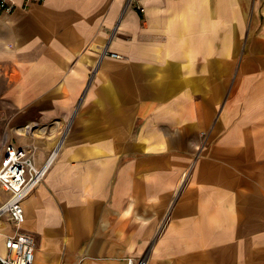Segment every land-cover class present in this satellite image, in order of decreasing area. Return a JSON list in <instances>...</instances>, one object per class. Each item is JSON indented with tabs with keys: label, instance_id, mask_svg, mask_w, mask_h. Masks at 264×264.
<instances>
[{
	"label": "crops",
	"instance_id": "crops-1",
	"mask_svg": "<svg viewBox=\"0 0 264 264\" xmlns=\"http://www.w3.org/2000/svg\"><path fill=\"white\" fill-rule=\"evenodd\" d=\"M9 1L0 164L63 135L23 200L34 264H264V0Z\"/></svg>",
	"mask_w": 264,
	"mask_h": 264
},
{
	"label": "built area",
	"instance_id": "built-area-1",
	"mask_svg": "<svg viewBox=\"0 0 264 264\" xmlns=\"http://www.w3.org/2000/svg\"><path fill=\"white\" fill-rule=\"evenodd\" d=\"M33 0H27L30 2ZM136 4V1L129 0ZM144 11V6H136ZM14 4L9 0H0V14L13 10ZM63 141V135L47 154L44 161H36L35 150L38 145H19L6 139L4 153L0 164V186L8 193L5 201L0 202V217L7 214L15 224L16 231L4 238L5 252L0 253L1 264H34L35 236L22 228L25 220L23 200L43 181L53 161L57 158ZM126 264H147L145 257L128 256Z\"/></svg>",
	"mask_w": 264,
	"mask_h": 264
},
{
	"label": "rangeland",
	"instance_id": "rangeland-1",
	"mask_svg": "<svg viewBox=\"0 0 264 264\" xmlns=\"http://www.w3.org/2000/svg\"><path fill=\"white\" fill-rule=\"evenodd\" d=\"M134 1H136V4H134V3H129V0H127V5H131V6H134L135 8H136V6L138 5V4H141V5H143L144 6V4H143V0H134ZM140 10V9H139ZM141 11V10H140ZM56 125L57 124H55V123H49V124H42V123H40V124H32L29 128H28V130L29 131H33V130H35V129H41V130H48V131H51L52 130V128L55 126L56 127ZM54 127V128H55ZM64 127H65V125L63 126V127H61L60 128V130H61V135H62V131H64L65 129H64ZM64 129V130H63ZM41 164V163H40Z\"/></svg>",
	"mask_w": 264,
	"mask_h": 264
}]
</instances>
